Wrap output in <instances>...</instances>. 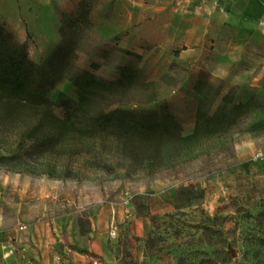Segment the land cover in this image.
<instances>
[{
    "label": "rangeland",
    "instance_id": "rangeland-1",
    "mask_svg": "<svg viewBox=\"0 0 264 264\" xmlns=\"http://www.w3.org/2000/svg\"><path fill=\"white\" fill-rule=\"evenodd\" d=\"M251 1L0 0L1 27L62 76L58 92L76 101L69 77L130 69L135 83L95 116L123 107L178 125L151 144L108 129L36 148L0 125V156L15 157L0 158V264H264V49L240 53L234 36ZM224 95L256 106L235 117ZM198 108L224 119L188 140Z\"/></svg>",
    "mask_w": 264,
    "mask_h": 264
},
{
    "label": "trees",
    "instance_id": "trees-1",
    "mask_svg": "<svg viewBox=\"0 0 264 264\" xmlns=\"http://www.w3.org/2000/svg\"><path fill=\"white\" fill-rule=\"evenodd\" d=\"M61 53L60 47L49 58V63ZM120 79L105 81L88 72L69 77L77 90V100L72 101L56 90L62 80L61 75H48L47 65H36L28 59L26 45L15 42L0 25V125L3 128H15L22 131L15 142L17 145H31V148L46 146L44 140L63 141L74 136L94 139L99 132L112 129L118 131L121 139L128 136L139 138L146 144L159 141L164 135H171L178 130L172 117L164 114L160 124L155 117L143 118L123 107L110 111L99 108L98 116L93 106L112 101L128 90L137 80V73L126 68H119ZM204 85L200 82L195 90L202 93ZM123 95V94H122ZM223 108L232 105L229 95L222 97ZM255 103L246 101L232 105L235 117L243 116L255 108ZM61 110V117L53 109ZM97 123L79 127L78 119ZM223 115L207 118L198 108L193 132L188 140L199 139L214 134L210 125L222 124ZM90 121V122H91ZM93 126V127H90ZM99 131V132H98ZM41 133L42 138L37 134ZM15 164V157L0 156ZM12 170L13 166L10 167Z\"/></svg>",
    "mask_w": 264,
    "mask_h": 264
},
{
    "label": "crops",
    "instance_id": "crops-1",
    "mask_svg": "<svg viewBox=\"0 0 264 264\" xmlns=\"http://www.w3.org/2000/svg\"><path fill=\"white\" fill-rule=\"evenodd\" d=\"M243 13L246 18V21H243L245 27L237 29L234 36L240 40L238 47L240 53L250 52L252 54L253 51L264 49V37L259 33L257 25V22L264 18V5L259 0H252L245 5ZM91 236H94V233H91ZM89 251L99 258H107V251L97 241H93Z\"/></svg>",
    "mask_w": 264,
    "mask_h": 264
},
{
    "label": "built area",
    "instance_id": "built-area-1",
    "mask_svg": "<svg viewBox=\"0 0 264 264\" xmlns=\"http://www.w3.org/2000/svg\"><path fill=\"white\" fill-rule=\"evenodd\" d=\"M263 157V154L262 153H256V155H255V160H258V159H261ZM115 227H114V225H111L110 226V231H109V236L111 237V238H114L115 236H116V232H115ZM92 264H98V262L97 261H93V263Z\"/></svg>",
    "mask_w": 264,
    "mask_h": 264
}]
</instances>
